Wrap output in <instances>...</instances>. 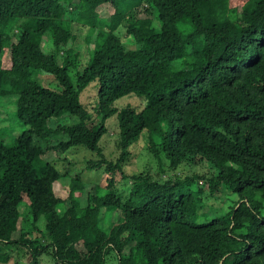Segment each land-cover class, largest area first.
Listing matches in <instances>:
<instances>
[{
  "label": "trees",
  "instance_id": "obj_1",
  "mask_svg": "<svg viewBox=\"0 0 264 264\" xmlns=\"http://www.w3.org/2000/svg\"><path fill=\"white\" fill-rule=\"evenodd\" d=\"M143 2L158 30L135 19ZM125 19L132 49L115 33ZM80 33L89 46L81 70ZM89 85L94 117L80 98ZM10 95L26 129L0 140V264H20V253L27 264L42 255L54 264H264V0H0V99ZM132 95L144 97L140 111L115 107ZM114 116L121 158L89 167L102 183L84 188L73 175L56 190L66 172L43 159L100 153ZM139 139L169 169L205 163L209 174L125 175ZM120 181L131 182L125 195ZM230 195L229 209L204 221V196Z\"/></svg>",
  "mask_w": 264,
  "mask_h": 264
},
{
  "label": "rangeland",
  "instance_id": "obj_2",
  "mask_svg": "<svg viewBox=\"0 0 264 264\" xmlns=\"http://www.w3.org/2000/svg\"><path fill=\"white\" fill-rule=\"evenodd\" d=\"M146 9L149 10V14ZM155 9L149 4H145L143 2L134 10V16L136 18H145L150 17L153 20V25L156 30L159 29L160 24L156 18ZM133 15V14H132ZM106 19L109 16L105 17ZM127 18V17H126ZM116 21L110 20L111 26L115 24ZM128 21L125 19L121 21L118 25L119 27L115 30V33L120 37L125 48L132 49L134 47L133 41L131 37L128 35L126 31V23ZM20 24V22H14L11 25ZM11 27V26H10ZM10 28L4 29L5 33H8ZM83 34H86L83 32ZM47 42L44 38L42 43L43 52L47 53L50 51L51 44ZM6 45V44H5ZM50 46V47H49ZM72 47L79 48V70L84 66L87 57L89 56L86 50H88V44L84 41V36L77 34L76 41ZM181 61L175 62L174 67H181ZM34 74V73H33ZM38 79L43 84H48L47 78L42 75H38ZM95 90L92 85H89L82 93H81V101L87 106L88 111L94 117L93 111V103H94ZM16 98L12 95L9 97L0 99V140H4L5 143H11L10 139L12 137H16V135L20 134L23 130L26 129V126L22 125L20 121L17 120L15 116L16 111ZM145 106V99L142 96L132 95L127 98H122L115 103V107L119 110H133L135 112L140 111ZM66 119V118H65ZM74 122L76 118H73ZM98 120V118H96ZM106 134L102 136L99 140L98 146L100 148V153L88 151L85 148H75L71 149L68 152L64 153V157L68 162L63 161V155H55L49 158H45L43 160L50 161L54 163L57 168L63 172H66V175H62V177L55 184V189L60 190L61 188H65L68 186L70 176L78 175L82 182L85 184L84 188L87 186H91L95 184H101L104 178V174L102 170H93L89 167L102 159L111 161L113 164L117 163L121 158L120 149L117 146L118 143V121L116 116L111 117L105 121ZM6 133V134H2ZM10 137V138H9ZM61 136L57 135L53 137L50 142L46 143L47 145H52L57 141H60ZM127 158L122 162L123 172L125 175H133L139 172L146 171L149 177L152 180H156L157 182L169 181L171 178L174 180H182L185 177H191L193 174L197 175H208L209 168L205 163H200L196 165H182L178 167L176 170L169 169L166 163L161 160H157L152 156L146 149V143L144 139H139V141L133 144L126 155ZM69 163V164H68ZM68 164V167L65 166ZM69 175V176H67ZM116 178L122 177V175L116 172ZM176 177V178H175ZM200 180L199 182H201ZM201 184V183H199ZM194 185V184H193ZM120 191L123 192V195L127 194L129 188L131 187V182L128 181H120L118 184ZM228 194V193H227ZM236 200L235 195H230L228 197H224V200L207 198L204 196L202 199V205L205 206L202 210L203 214H205V220L208 218L212 219L216 216H220L225 213L229 206L232 205L233 201ZM64 208L62 206H58V211L62 213ZM201 212V211H200ZM112 217L110 216V220ZM41 226V225H40ZM41 228V227H40ZM125 248V252L127 251ZM20 254H13L14 260L17 258L20 261V264H27V258ZM115 259L114 256H110L108 264H114ZM39 264H54L52 259L49 256L42 255L39 259Z\"/></svg>",
  "mask_w": 264,
  "mask_h": 264
}]
</instances>
